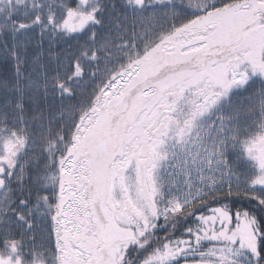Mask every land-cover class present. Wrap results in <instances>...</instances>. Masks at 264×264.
Here are the masks:
<instances>
[{
  "label": "snow or ice",
  "instance_id": "6c2138e0",
  "mask_svg": "<svg viewBox=\"0 0 264 264\" xmlns=\"http://www.w3.org/2000/svg\"><path fill=\"white\" fill-rule=\"evenodd\" d=\"M0 264H264V0H0Z\"/></svg>",
  "mask_w": 264,
  "mask_h": 264
}]
</instances>
